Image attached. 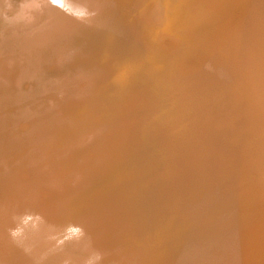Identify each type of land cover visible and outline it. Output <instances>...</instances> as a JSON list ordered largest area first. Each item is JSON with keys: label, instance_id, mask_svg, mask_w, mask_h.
<instances>
[{"label": "rangeland", "instance_id": "374dc122", "mask_svg": "<svg viewBox=\"0 0 264 264\" xmlns=\"http://www.w3.org/2000/svg\"><path fill=\"white\" fill-rule=\"evenodd\" d=\"M65 1L0 34V264H264V0ZM114 1L113 56L54 75Z\"/></svg>", "mask_w": 264, "mask_h": 264}, {"label": "bare ground", "instance_id": "6f19581e", "mask_svg": "<svg viewBox=\"0 0 264 264\" xmlns=\"http://www.w3.org/2000/svg\"><path fill=\"white\" fill-rule=\"evenodd\" d=\"M65 1V0H64ZM102 1V0H101ZM112 1V0H111ZM144 1V0H143ZM146 1V0H145ZM169 1V0H168ZM173 1V0H172ZM184 0H182V2H183ZM66 2V1H65ZM98 2H99V0H98ZM119 1H114V2H108L107 4H106V6H105V8L103 9V11H102V16L100 17V19L98 20L97 19V21L93 24V26H91V28L88 30V31H86V38H84L85 40H86V45H85V47H83L82 49H80L81 51H82V55H78L77 53H76V55H75V57H71V58H73V59H71V62H70V64H69V61L65 64V66H61V64L60 63H62L61 62V58L59 59V61H54V60H51L50 58H52L54 55H56V53H55V50H52V49H49V55H47L48 56V59L50 60V61H53L54 63H56V65L55 64H52V66L53 67H51V68H53L54 70H55V74L54 75H61L62 73H64L65 72V68L66 67H69L71 70H81V68H85L86 67V64H91L92 65V61H93V59H89V60H86V58L84 57V61H82V58H83V56H85L88 52H89V50H88V48L89 47H91V49L93 50V53L94 54H100V55H96V56H94L95 58L96 57H98V56H106L107 58H108V56L107 55H109L110 57L109 58H111L112 56H113V53H110V49H108V48H102V52H101V49H98V48H96L97 46H96V44H94L95 42H98L99 41V39L100 38H105V37H113V32H111V30H112V26H114V24H115V20H114V18L112 17L111 18V15H110V11H114V10H120V9H123V8H118V6L120 7L121 5H119L120 3H118ZM141 2V1H140ZM148 2V1H147ZM60 3H62V2H60ZM144 3V2H143ZM171 3V2H170ZM184 3H188V2H185L184 1ZM55 3H53V5H54ZM84 4V3H83ZM99 4V3H98ZM173 4V3H172ZM171 4V5H172ZM180 4V3H179ZM181 4H183V3H181ZM197 4V3H196ZM26 5V2H25V0H0V34L2 33V30H3V28H4V26L5 25H3L4 24V22H6V21H13L14 23L15 22H17L18 20H17V17H18V13H17V11H21L20 9H23L24 8V6ZM52 5V6H53ZM104 5V4H103ZM102 5V6H103ZM141 5H142V2H141ZM176 5H177V3H176ZM173 6V5H172ZM187 6V5H186ZM190 6V5H189ZM93 7V6H92ZM96 7V6H95ZM100 7V6H99ZM150 7V6H149ZM182 7H184V6H182ZM188 7V6H187ZM196 7H198V6H196ZM94 8V7H93ZM102 8V7H101ZM173 8H174V6H173ZM172 8V9H173ZM179 8V7H178ZM185 9V8H184ZM190 9V8H189ZM97 10V9H96ZM99 10H100V8H99ZM194 10V9H193ZM116 11V12H117ZM121 11V10H120ZM172 11V10H171ZM174 12L176 11V9L175 10H173ZM180 11H181V9H180ZM199 11V10H198ZM53 12H54V10H53ZM177 12V11H176ZM171 13V12H170ZM179 13V12H178ZM192 13V12H191ZM196 13V12H195ZM206 13V12H205ZM113 14V13H112ZM115 14H117V13H115ZM168 6H167V4H166V1H162V2H160V3H157V4H155V6L153 7V9L149 12V14H148V16H147V18H148V20H149V23L150 22H152V24H161L162 25V23L164 22V21H166L169 17H168ZM197 14V13H196ZM51 15H53V13H52V11H51ZM97 15V14H96ZM119 14H117V16H118ZM183 15V14H182ZM185 15V14H184ZM16 16V18H14ZM82 17L84 16V15H81ZM80 16V17H81ZM95 16V15H94ZM99 16V15H98ZM173 16V15H172ZM188 16V15H187ZM190 16V15H189ZM189 16H188V18H189ZM78 17V16H77ZM193 17V16H192ZM14 18V19H13ZM84 18V17H83ZM99 18V17H98ZM137 18V17H136ZM144 18H146V17H144ZM187 18V17H186ZM198 18V17H197ZM202 18V17H201ZM206 18V17H205ZM81 19V18H80ZM79 19V20H80ZM172 19H174V17L172 18ZM177 19V18H176ZM78 20V21H79ZM82 20V19H81ZM81 20H80V22H81ZM96 20V19H95ZM136 20V19H135ZM168 20H170V19H168ZM191 20V19H190ZM194 20V19H193ZM196 20V19H195ZM202 20V19H201ZM137 21V20H136ZM171 21V20H170ZM178 21H179V19H178ZM181 21V20H180ZM179 21V22H180ZM184 21V20H183ZM200 21V20H199ZM186 22V21H185ZM87 22H85V24H86ZM139 23H142V20L140 19V21H139ZM178 23V22H177ZM145 24H146V22H145ZM193 24V23H192ZM54 25V24H53ZM90 25V24H89ZM185 25V24H184ZM71 26V28H72V25H70ZM78 26V25H77ZM182 26V25H181ZM84 27V26H83ZM87 27V26H86ZM107 27L109 28V30L107 29ZM175 27V26H174ZM173 27V28H174ZM74 28V27H73ZM78 28V27H77ZM85 28V27H84ZM165 28V27H164ZM163 28V29H164ZM183 28V27H182ZM80 29V28H79ZM177 29V28H176ZM175 29V30H176ZM184 29V28H183ZM49 30V29H48ZM47 30V31H48ZM51 30H52V28L50 27V32H51ZM70 30V28L68 29V31ZM73 30V29H72ZM77 31H78V29H77ZM170 31V30H169ZM192 31V30H191ZM56 32V31H55ZM80 32V31H79ZM84 32V31H83ZM45 33V32H44ZM42 33L41 35H39V36H35V38L36 37H38V38H40L42 35H44L45 36V34L47 33ZM64 33H66L64 30L63 31H60V33L58 34V35H60V36H62ZM79 34V33H78ZM88 34H89V36H88ZM190 34V33H189ZM82 35V34H81ZM50 36V35H49ZM79 36V35H78ZM83 36V35H82ZM194 36V35H193ZM32 38V37H31ZM42 38V37H41ZM47 38V37H46ZM80 38H81V36H80ZM114 38H116V37H113V39ZM178 38V37H177ZM34 39V38H33ZM43 39V38H42ZM48 39V38H47ZM76 39V38H75ZM74 39V40H75ZM79 39V38H78ZM78 39H76V40H78ZM126 39V38H125ZM125 39L121 42V44H124V45H126L125 44ZM189 39V38H188ZM73 40V39H72ZM73 40V41H74ZM75 40V41H76ZM34 41V40H33ZM82 41V40H81ZM190 41V40H189ZM14 42V41H13ZM30 42V41H29ZM37 43V42H36ZM81 43V42H80ZM79 43V44H80ZM192 43V42H191ZM78 44V45H79ZM83 44V43H82ZM90 44V45H89ZM31 46V45H30ZM102 46H109V45H106V44H103ZM121 46V45H120ZM73 48V47H72ZM80 48V47H79ZM74 49V48H73ZM83 49L84 50H88V52L84 55V53H83ZM114 49H117V46H115L114 47ZM40 50V49H39ZM121 50V49H120ZM72 51V53H73V50H71ZM114 51V50H113ZM34 52V51H33ZM45 52H47V51H45ZM91 53V52H90ZM189 54V53H188ZM191 54H193V53H191ZM7 55V54H6ZM40 57V56H39ZM36 58V57H35ZM47 58V57H46ZM75 58V59H74ZM42 59V58H41ZM185 59H187V58H185ZM76 60V61H75ZM47 61V59H45L44 58V60H43V62H46ZM41 63H42V61H41ZM63 64V63H62ZM108 64H109V62H108ZM185 64H186V62H185ZM188 64H189V62H188ZM41 66V65H40ZM44 66V65H43ZM39 68V67H38ZM12 69H15V70H17L18 69V71L20 70L19 69V67H17L16 66V63L15 64H13V67H12ZM47 69V68H46ZM45 69V70H46ZM68 69V68H67ZM67 69H66V71H67ZM48 70H50V69H48ZM53 70V71H54ZM64 70V71H63ZM8 71H10V69L8 70ZM74 71V72H75ZM84 71V70H83ZM83 71L81 72V73H83ZM15 71H12V73H14ZM44 72V71H43ZM42 72V73H43ZM53 73L54 72H52V75H53ZM44 75V74H43ZM64 75V74H63ZM67 75V74H66ZM66 75H65V77H66ZM78 75V73L74 76L75 77V79L77 80L78 78H79V76H77ZM8 76H10V78L8 77ZM7 76V78H5L4 79V77H2V75H0V79H2L1 81H4V82H6V83H9L10 82V84L11 83H13V80H12V77H13V74H10L9 73V75ZM71 76V75H70ZM82 76V75H81ZM35 77V76H34ZM38 77V76H37ZM42 77H44V76H42ZM48 77V76H47ZM46 77V78H47ZM64 77V78H65ZM52 78H53V76H52ZM52 78H50V79H52ZM43 79V78H42ZM54 79V78H53ZM57 79V78H56ZM60 79H62L61 78V76H60ZM68 79V78H67ZM49 80V79H48ZM64 80V79H63ZM65 80H66V78H65ZM37 81V80H36ZM41 81V80H40ZM46 82V81H45ZM48 82V81H47ZM53 82V81H52ZM61 82H63V81H61ZM84 82V81H83ZM56 84H57V82H56ZM56 84H55V86H56ZM65 84H67V82H65ZM53 85V84H52ZM10 87H13V85H9ZM85 86V85H84ZM14 88V87H13ZM10 89H12V88H10ZM49 89V88H48ZM78 90V89H77ZM80 91V90H79ZM11 92V91H10ZM19 93V92H18ZM50 93H52V92H50ZM81 93H82V91H81ZM8 94V93H7ZM20 94V93H19ZM57 94V93H56ZM63 94V93H62ZM12 96H13V94H12ZM12 96H10V97H12ZM22 96V95H21ZM27 96V95H26ZM7 97V96H6ZM30 97V96H29ZM13 98V97H12ZM17 98V97H16ZM9 99V98H8ZM51 108V107H50ZM34 109V108H33ZM42 109V108H41ZM1 110V109H0ZM40 110V109H39ZM2 111V110H1ZM7 111H9L8 109H7ZM12 111V110H11ZM53 112V111H52ZM1 113V112H0ZM4 113V112H3ZM70 113V112H69ZM49 114V113H48ZM107 114V113H106ZM33 115V114H32ZM79 115V114H78ZM15 116H16V113H14V114H12V113H6L5 114V116H1L0 117V123H5L6 121H14L15 120ZM34 116V115H33ZM45 116V115H44ZM42 118V117H41ZM38 119V120H36V124H35V126H34V129L37 131V134H41V135H44V128H45V117L43 118V119ZM98 118V117H97ZM31 122V121H30ZM47 122V121H46ZM35 123V122H34ZM73 123V122H72ZM76 123V122H75ZM48 124H49V122H48ZM7 126H8V124H7ZM15 126V125H14ZM11 127H12V125H11ZM29 127V126H28ZM72 127V126H71ZM22 128V127H21ZM24 128V127H23ZM27 128V127H26ZM259 131H260V127H256ZM25 129V128H24ZM28 129V128H27ZM22 129H20V131H21ZM26 130V129H25ZM52 130V129H51ZM11 131V130H10ZM8 132V131H7ZM21 132H23V130L21 131ZM39 132V133H38ZM12 133V132H11ZM15 133V132H14ZM18 134V133H17ZM63 134V133H62ZM8 135H10V132H9V134ZM12 135V136H11ZM10 136H9V138L11 137V140H9L5 145H2V146H0V153L2 152L3 153V157H5V155H6V152H7V150H8V152L10 151V148H12V146H13V142H14V144L15 145H17V144H19L20 142H21V140H24L25 138L24 137H20V135H19V137L20 138H22L21 140H19V137H16L17 135L16 134H11ZM57 135V134H56ZM60 136V135H59ZM65 137V136H64ZM124 137V136H123ZM30 140H31V138H30ZM47 140V139H46ZM24 141H26V140H24ZM67 141V140H66ZM102 141V140H101ZM17 143V144H16ZM24 144V142H21V144ZM50 147V146H49ZM26 148H27V146H26ZM53 148V147H52ZM4 151H6V152H4ZM30 151V150H29ZM25 152V151H24ZM33 152V151H32ZM9 153H12V151L11 152H9ZM26 153V152H25ZM34 153V152H33ZM49 154V153H48ZM62 154H63V152H62ZM31 156L32 155H30V156H28L27 158V160H25V163L28 165V161L30 160V158H31ZM34 156V155H33ZM17 157V156H16ZM24 157H26V156H24ZM8 159H10V158H8ZM12 159V160H11ZM10 159V161H8V162H6L7 164L6 165H9V169H10V174H12L11 172H13V170L14 169H16L15 167H14V165H12V164H16V163H11V161H13L14 159H15V155H14V158H13V156H12V158ZM26 159V158H25ZM110 159V158H109ZM106 160V159H105ZM32 162V161H31ZM11 164V165H10ZM17 165V164H16ZM26 165V166H27ZM25 166V167H26ZM59 166V165H58ZM5 167H7V166H5ZM54 168V167H53ZM18 169H20V168H18ZM7 171V170H6ZM18 171V170H17ZM30 171V170H29ZM39 172V171H38ZM41 172V171H40ZM45 172V171H44ZM7 173V172H6ZM32 173H33V171H32ZM139 173V172H138ZM9 174V175H10ZM34 174V173H33ZM36 174V173H35ZM50 174V173H49ZM54 174V173H53ZM87 174V173H86ZM7 175V174H6ZM23 175V174H22ZM24 176V175H23ZM61 176V175H60ZM77 176V175H76ZM79 176V175H78ZM83 176V175H82ZM140 176H142V175H140ZM37 177V176H36ZM137 177V176H136ZM10 178V177H9ZM24 178V177H23ZM26 178H28V177H26ZM38 178V177H37ZM135 179H137V178H135ZM140 179V178H139ZM26 180V179H25ZM80 180H81V178H80ZM116 181V180H115ZM118 181V180H117ZM139 181V180H138ZM7 182V181H6ZM39 182V181H38ZM43 182V181H42ZM77 183V182H76ZM118 183V182H117ZM132 183H133V181H132ZM138 183V182H137ZM30 184H31V182H30ZM83 184V183H82ZM136 184V183H135ZM43 185V184H42ZM60 185V184H59ZM44 186V185H43ZM136 186V185H135ZM138 186V185H137ZM35 187V186H34ZM63 187V186H62ZM37 188V187H36ZM45 188V187H44ZM51 189V188H50ZM10 190V189H9ZM32 190V189H31ZM41 190H42V188H41ZM63 190V189H62ZM61 190V191H62ZM47 191V190H46ZM48 191H49V189H48ZM33 192V191H32ZM63 194H65V193H63ZM7 196V195H6ZM33 196V195H32ZM41 196V195H40ZM48 197V196H47ZM53 197V196H52ZM75 197V196H74ZM46 198V197H45ZM71 198V197H70ZM73 198V197H72ZM65 202H67V201H65ZM65 202H63V203H65ZM1 203V202H0ZM52 204V203H51ZM50 204V205H51ZM67 205V204H66ZM91 206V205H90ZM38 208V207H37ZM29 210V209H28ZM49 211H50V209H49ZM30 212V211H29ZM95 212V211H94ZM45 214V213H44ZM42 215V217H43V214H41ZM40 215V216H41ZM9 220V219H8ZM42 220V219H41ZM6 224V223H5ZM234 224V223H233ZM260 227V226H259ZM263 232V231H262ZM85 233V232H84ZM257 233V232H256ZM260 235V234H259ZM85 236V235H84ZM255 236V235H254ZM252 237V236H251ZM5 238V237H4ZM84 238V237H83ZM252 239V238H251ZM262 241H263V239H262ZM4 243V242H3ZM41 243V242H40ZM253 243V242H252ZM43 244V243H42ZM47 244V243H46ZM257 246V245H256ZM244 247V246H243ZM242 249V248H241ZM24 251V250H23ZM13 254V253H12ZM237 254V253H236ZM18 256V255H17ZM34 256V255H33ZM232 256H233V254H232ZM23 257V256H22ZM41 259H39V261H40ZM29 261V260H28ZM39 261H38V263H39ZM22 262H24V261H22ZM12 264V263H11ZM29 264V263H28Z\"/></svg>", "mask_w": 264, "mask_h": 264}]
</instances>
